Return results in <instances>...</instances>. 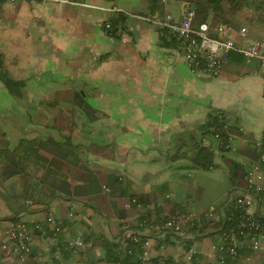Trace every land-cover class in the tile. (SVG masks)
Here are the masks:
<instances>
[{"label": "crops", "instance_id": "1", "mask_svg": "<svg viewBox=\"0 0 264 264\" xmlns=\"http://www.w3.org/2000/svg\"><path fill=\"white\" fill-rule=\"evenodd\" d=\"M183 1L177 0V17L172 0L0 4L4 68L23 82L14 94L0 79V244L9 241L13 223L32 228L31 253L22 259L2 250L0 264H115L91 233L121 240L134 227L149 235L146 260L157 258L154 264H264V232L244 237L240 256L225 262L214 234L233 187L224 155L249 169L259 160L249 151L255 144L264 149V67L232 50L215 77L192 72L167 31L138 16L180 20ZM113 5L134 14L112 11ZM222 5V21L213 14L207 19L213 28L233 26L227 36L240 42L242 26L248 37L264 38L261 7ZM111 15L119 19L115 33L106 27ZM217 109L226 112L237 149H216V165L196 166L195 143L218 144L215 133L201 126ZM241 193L250 194L252 211L264 215V189ZM130 195H140L142 207ZM159 211L189 213L204 228L193 230L194 221L172 233L147 224V216L164 220ZM49 215L62 221L61 231L33 228ZM77 235L87 243L71 250L65 241ZM179 237L196 250L191 260L177 248Z\"/></svg>", "mask_w": 264, "mask_h": 264}, {"label": "built area", "instance_id": "2", "mask_svg": "<svg viewBox=\"0 0 264 264\" xmlns=\"http://www.w3.org/2000/svg\"><path fill=\"white\" fill-rule=\"evenodd\" d=\"M14 3L18 0H9ZM49 1V0H43ZM55 2L70 3L73 0H51ZM167 1V0H165ZM184 11L180 20L172 19L170 14H156L153 17L147 15H138L143 19L155 22L160 25L162 29L167 31V38L170 41H176V49L182 54L185 61H187L192 72L199 75H208L215 77L221 70L222 66L228 61L230 51L238 50L248 57L258 58L261 65L264 67V38L248 37V27L242 26L238 32L245 37V42L234 40L227 34H231L234 30L231 25L217 24L213 28L211 23L207 20L197 23L194 18L196 15V3L183 1ZM112 11L124 12L130 16L134 12L126 10L120 5H113ZM108 29L112 28L111 22H106ZM217 139H220V132L217 130L215 133ZM228 150H236V136L230 133L227 137V142L220 141ZM260 143V142H259ZM264 161V152L260 154L259 160L252 162L251 167L248 169L246 180L248 189L260 191L264 189V171L260 162ZM132 202L138 207H142L141 203L135 198ZM237 204L242 207L243 214L235 226L227 228L220 232L217 237L215 247L218 251L220 262H225L229 258H237L241 254L242 243L241 240L247 235L261 233L264 231V222L259 219L255 212L252 211L253 198L250 194H241L237 198ZM146 223L156 228L170 229L176 233L183 232L188 223H193L196 220L191 214H178V216H171L165 218L163 221H156L151 216L146 217ZM62 221L56 215H49L43 222H35L33 228L39 229L47 233L48 228L58 233L62 228ZM31 229L25 222H15L6 231V236L9 241L0 244V251L11 249L19 254L22 259L31 253ZM137 240V238H134ZM66 246L71 250H76L80 246H85L87 242L81 235L74 238L67 239ZM149 240L144 243L143 258H148L147 246ZM252 246L258 248V242L254 241ZM177 248L184 251L188 260H191L196 252L193 247H185L181 240H179ZM148 264H154L149 262Z\"/></svg>", "mask_w": 264, "mask_h": 264}, {"label": "trees", "instance_id": "3", "mask_svg": "<svg viewBox=\"0 0 264 264\" xmlns=\"http://www.w3.org/2000/svg\"><path fill=\"white\" fill-rule=\"evenodd\" d=\"M6 0H0V4L4 3ZM188 2H195L197 4L196 7V15L194 20L197 23H200L202 21H205L208 19L210 14H213V16L217 17L219 21H222L218 15L217 10H220L222 8L223 1L229 2L231 5H238L239 0H185ZM254 4L255 8L261 7L264 10V0H256ZM122 20H125L124 14H122ZM119 19H117L114 15H111L110 22L112 23V28L109 29V31L112 33H115L117 30ZM175 45L176 41L174 40ZM0 79L3 81V83L6 85L7 89L14 93L18 94V89L21 88L23 82L15 80L4 68V60L2 58V55L0 54ZM20 94V92H19ZM204 129L207 128L206 134H214L219 130L220 132V139L217 142V146L215 148L206 146L201 143V141H197L195 143V151L192 156V160L194 165L201 166L204 168H209L211 166L216 165L214 161V157L216 155L215 150L219 149V152L225 153L229 151L226 149L223 145H221L220 141L227 142V137L230 133H233V128L230 126L229 122H227L226 118V112L223 110H215L210 112L208 119L201 125ZM264 151L262 146H258V144H255V146L249 151L252 155V158L254 160L259 159V156L261 152ZM238 154V152H237ZM69 155V154H66ZM224 155V154H223ZM224 161L228 165L229 168V178L231 181V184H233V187L230 190L229 197L224 201V206L226 208L225 213L223 214L222 219V227L219 231H215V233L218 232V235L221 231L231 228L235 226V224L239 221L240 217L243 214V209L241 206L237 204V198L242 194L241 190L247 189L248 184L246 180V175L248 172L247 165L243 163L241 160L236 159L235 157L225 156L224 155ZM118 179V177H117ZM136 195H130L131 199ZM136 199H141L140 195ZM124 208H120L122 210L121 212H118L119 218H124L126 215L125 211H123ZM185 209L181 211L184 212ZM256 213V212H255ZM256 215L259 217L260 220L264 222V215H259L256 213ZM158 216L160 219H165L171 216H177V214L174 215H164L160 211L158 212ZM139 219L141 216H138ZM163 221V220H162ZM200 222L195 221L193 225H191L192 229L196 231V229H202L204 228L205 222L203 221L200 225ZM131 229V228H130ZM134 230L132 234L128 236H124L121 240H116V238H110L106 235L100 234V233H91V236L94 237V239L98 240L103 247L106 249V260H108L111 263L115 264H148L149 262L154 263L157 261V258H151V259H143L142 254L145 250L144 243L146 240L149 239V235L146 233H142L138 230V228L134 227ZM170 230V229H169ZM172 233H175L174 231L170 230ZM264 232V231H263ZM179 236V235H178ZM90 237V236H89ZM137 238L135 240L134 238ZM218 237V236H217ZM182 241L183 245L187 248L190 247V243L188 239L185 237H179ZM217 241V240H216ZM243 249V247L241 248Z\"/></svg>", "mask_w": 264, "mask_h": 264}, {"label": "rangeland", "instance_id": "4", "mask_svg": "<svg viewBox=\"0 0 264 264\" xmlns=\"http://www.w3.org/2000/svg\"><path fill=\"white\" fill-rule=\"evenodd\" d=\"M256 0H239V6H241L242 9L245 8H252L254 6ZM176 5V7L178 8L177 12H173L175 17L178 16V13H180L181 9L179 8V4L177 3V0H172V5ZM255 7V6H254ZM127 29H125V33H126ZM18 149H20L18 147Z\"/></svg>", "mask_w": 264, "mask_h": 264}]
</instances>
